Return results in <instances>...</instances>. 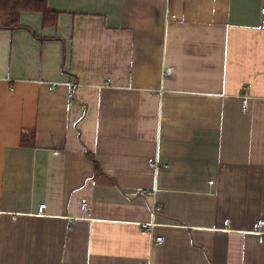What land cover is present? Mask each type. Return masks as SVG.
Segmentation results:
<instances>
[{
	"label": "crops",
	"instance_id": "1",
	"mask_svg": "<svg viewBox=\"0 0 264 264\" xmlns=\"http://www.w3.org/2000/svg\"><path fill=\"white\" fill-rule=\"evenodd\" d=\"M46 3L0 29V264H264V0Z\"/></svg>",
	"mask_w": 264,
	"mask_h": 264
},
{
	"label": "trees",
	"instance_id": "2",
	"mask_svg": "<svg viewBox=\"0 0 264 264\" xmlns=\"http://www.w3.org/2000/svg\"><path fill=\"white\" fill-rule=\"evenodd\" d=\"M46 4V0H0V29H21L20 15L23 12L41 14L44 26L55 25L56 15L47 10ZM23 136L24 135H22V137ZM101 175L102 171L99 164L94 161V176L98 177Z\"/></svg>",
	"mask_w": 264,
	"mask_h": 264
},
{
	"label": "built area",
	"instance_id": "3",
	"mask_svg": "<svg viewBox=\"0 0 264 264\" xmlns=\"http://www.w3.org/2000/svg\"><path fill=\"white\" fill-rule=\"evenodd\" d=\"M172 71L171 68H166V69H163V74L164 73H170ZM77 85L74 84V83H69L68 84V96L69 98H72L73 97V90L74 88L76 87ZM241 100H242V109L243 111H247L248 110V103H249V100H250V97L247 95V93H243L241 95ZM145 192H142L141 194H144ZM45 209V205H40L39 208H38V212L39 213H42L43 210ZM151 210H152V213L153 215L159 211V208H158V205L156 204H153L152 207H151ZM153 226V223H148V224H144L143 227L146 229V230H149L150 228H152ZM264 221H259L255 227V232L258 233V234H262L264 235ZM155 242L157 243H161L163 241L162 237H153L152 238ZM142 264H146V263H142Z\"/></svg>",
	"mask_w": 264,
	"mask_h": 264
}]
</instances>
